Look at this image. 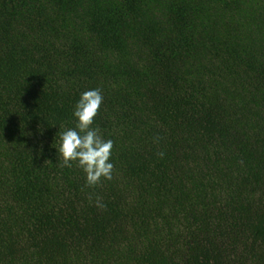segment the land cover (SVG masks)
<instances>
[{"label": "trees", "instance_id": "1", "mask_svg": "<svg viewBox=\"0 0 264 264\" xmlns=\"http://www.w3.org/2000/svg\"><path fill=\"white\" fill-rule=\"evenodd\" d=\"M0 264H264V0H0Z\"/></svg>", "mask_w": 264, "mask_h": 264}, {"label": "clouds", "instance_id": "2", "mask_svg": "<svg viewBox=\"0 0 264 264\" xmlns=\"http://www.w3.org/2000/svg\"><path fill=\"white\" fill-rule=\"evenodd\" d=\"M102 101L99 89L81 92L72 110L74 127L59 131L58 146L55 148L61 166L71 167L74 162L81 169L86 187L97 185L101 178H112V141L103 139L99 129L93 127ZM97 206L103 207L99 201Z\"/></svg>", "mask_w": 264, "mask_h": 264}]
</instances>
